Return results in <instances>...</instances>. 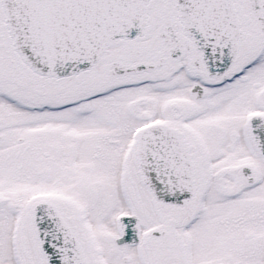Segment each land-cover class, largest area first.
Masks as SVG:
<instances>
[{"label": "snow or ice", "instance_id": "snow-or-ice-1", "mask_svg": "<svg viewBox=\"0 0 264 264\" xmlns=\"http://www.w3.org/2000/svg\"><path fill=\"white\" fill-rule=\"evenodd\" d=\"M0 264H264V0H0Z\"/></svg>", "mask_w": 264, "mask_h": 264}]
</instances>
